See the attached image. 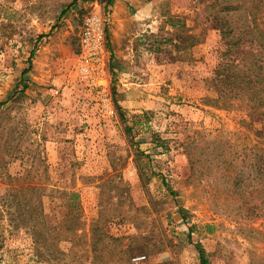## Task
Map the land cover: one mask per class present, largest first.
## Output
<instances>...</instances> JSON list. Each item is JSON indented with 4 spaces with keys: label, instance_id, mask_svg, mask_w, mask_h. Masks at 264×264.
I'll return each mask as SVG.
<instances>
[{
    "label": "rangeland",
    "instance_id": "374dc122",
    "mask_svg": "<svg viewBox=\"0 0 264 264\" xmlns=\"http://www.w3.org/2000/svg\"><path fill=\"white\" fill-rule=\"evenodd\" d=\"M203 4L0 0V264H198L195 241L209 264H264L260 195L248 179L231 186L264 123L241 101L209 100L223 44ZM95 9L108 101L76 69ZM37 199L60 221L42 255L45 225L27 222Z\"/></svg>",
    "mask_w": 264,
    "mask_h": 264
},
{
    "label": "trees",
    "instance_id": "16d2710c",
    "mask_svg": "<svg viewBox=\"0 0 264 264\" xmlns=\"http://www.w3.org/2000/svg\"><path fill=\"white\" fill-rule=\"evenodd\" d=\"M111 1L106 0L107 3ZM198 1L204 3V19L207 26L218 32L223 44L211 77L216 96L209 97V100L216 102L220 107H228L235 101H241L248 106L250 114L259 115L264 123V0ZM171 25L175 27L178 22L172 21ZM201 33V31L199 33L191 32L187 38L193 44L199 40ZM26 71L24 69L21 75H24ZM22 82L24 84L19 89L21 92L26 87L25 81ZM201 144V142L193 141L191 148L200 149ZM205 144L208 143L205 142ZM190 150L192 152L188 151L187 154H190V164L193 167V164L198 161V156L192 149ZM246 179L254 183L255 190L260 195L259 201L252 204V209L255 210L259 207V210L262 209L261 213L264 214V125L255 130V143L251 149V156L236 170L231 186L237 187ZM64 193L70 200L66 204V213H72L76 207L77 193L75 191H64ZM37 207L42 209V200L37 199L29 202V208H32L33 211L27 215V222L29 221L30 224L31 221L39 222L38 220L42 219L41 222L45 225L46 235L43 237L40 247L35 249L37 255H42L41 248L52 241L51 234L53 237V232L60 225V221L47 223L43 219L44 213L36 211ZM261 213L259 212L260 215ZM206 226L209 228L211 225L206 224ZM191 229L190 226L188 237ZM193 244L198 253V264H209L207 254L200 241H195Z\"/></svg>",
    "mask_w": 264,
    "mask_h": 264
},
{
    "label": "built area",
    "instance_id": "2783aa9c",
    "mask_svg": "<svg viewBox=\"0 0 264 264\" xmlns=\"http://www.w3.org/2000/svg\"><path fill=\"white\" fill-rule=\"evenodd\" d=\"M79 51L77 52L76 69L81 79L88 85L97 87L108 101L104 88L107 81L105 58V26L99 11L91 10L83 17L78 30ZM144 255L131 257L133 264H141Z\"/></svg>",
    "mask_w": 264,
    "mask_h": 264
}]
</instances>
